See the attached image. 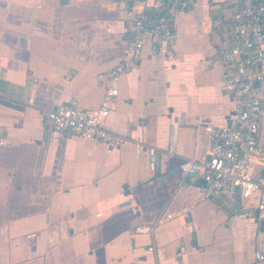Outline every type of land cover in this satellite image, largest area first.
<instances>
[{"label":"crops","instance_id":"1","mask_svg":"<svg viewBox=\"0 0 264 264\" xmlns=\"http://www.w3.org/2000/svg\"><path fill=\"white\" fill-rule=\"evenodd\" d=\"M264 1V0H260ZM238 0H0V264H264L255 198L202 199L180 170L208 158L241 103L223 90ZM165 20L173 46L144 38L101 122L119 147L55 132L40 117L98 107L134 21ZM264 145V84L260 87ZM32 96V103H28ZM170 140L174 152L167 154ZM141 142L157 151L149 167ZM151 227L147 233L139 227Z\"/></svg>","mask_w":264,"mask_h":264},{"label":"built area","instance_id":"2","mask_svg":"<svg viewBox=\"0 0 264 264\" xmlns=\"http://www.w3.org/2000/svg\"><path fill=\"white\" fill-rule=\"evenodd\" d=\"M233 8L229 23L222 26L224 41H234L224 53L226 73L223 90L239 101V110L230 116L226 126L211 139L206 160H183L180 170L190 174V184L200 193L202 199L217 196L225 189L237 191L244 200L255 198L254 213L264 224V145L260 142V115L262 96L260 87L264 84V1L238 0ZM192 4L193 0H186ZM173 46L176 35L170 24L161 20L154 24L145 22L140 15L133 24L132 38L121 51L120 62L113 68L97 75V80L109 84L102 103L92 109L79 108L73 99L53 109H42L40 117L55 132H70L84 139L103 142L110 147H119L129 137L128 133L115 134L103 128L101 122L109 114L111 98L118 94L115 84L120 76L137 65V58L144 38ZM1 98V95H0ZM30 96L28 103H32ZM4 141L0 138V146ZM136 153L145 150L149 167L155 170L157 151L141 142L134 143ZM174 152L170 140L166 153ZM139 233H147L151 227H139ZM256 259L264 260L261 252Z\"/></svg>","mask_w":264,"mask_h":264}]
</instances>
